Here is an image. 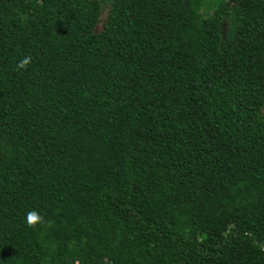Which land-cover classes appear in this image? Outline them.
<instances>
[{
  "label": "trees",
  "instance_id": "obj_1",
  "mask_svg": "<svg viewBox=\"0 0 264 264\" xmlns=\"http://www.w3.org/2000/svg\"><path fill=\"white\" fill-rule=\"evenodd\" d=\"M0 264H264V0H0Z\"/></svg>",
  "mask_w": 264,
  "mask_h": 264
},
{
  "label": "clouds",
  "instance_id": "obj_2",
  "mask_svg": "<svg viewBox=\"0 0 264 264\" xmlns=\"http://www.w3.org/2000/svg\"><path fill=\"white\" fill-rule=\"evenodd\" d=\"M31 62H32L31 56H26L18 61L16 67L18 69L26 70L28 66L31 64ZM25 223L27 227L35 228L37 225L44 223V217L37 210L33 209L25 214Z\"/></svg>",
  "mask_w": 264,
  "mask_h": 264
},
{
  "label": "rangeland",
  "instance_id": "obj_3",
  "mask_svg": "<svg viewBox=\"0 0 264 264\" xmlns=\"http://www.w3.org/2000/svg\"><path fill=\"white\" fill-rule=\"evenodd\" d=\"M108 11H109L108 8H106V9L103 11V13H102V17H101V20H100V22H99V24H98V30H101V29L103 28V24H104L105 21H106Z\"/></svg>",
  "mask_w": 264,
  "mask_h": 264
}]
</instances>
